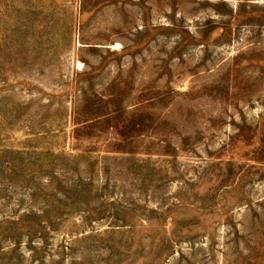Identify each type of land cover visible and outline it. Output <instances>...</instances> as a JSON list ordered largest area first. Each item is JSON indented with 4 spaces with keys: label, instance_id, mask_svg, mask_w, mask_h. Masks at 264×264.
<instances>
[{
    "label": "rangeland",
    "instance_id": "374dc122",
    "mask_svg": "<svg viewBox=\"0 0 264 264\" xmlns=\"http://www.w3.org/2000/svg\"><path fill=\"white\" fill-rule=\"evenodd\" d=\"M0 264H264V0H0Z\"/></svg>",
    "mask_w": 264,
    "mask_h": 264
}]
</instances>
